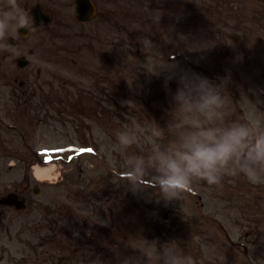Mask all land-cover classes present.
<instances>
[{"label":"rangeland","instance_id":"374dc122","mask_svg":"<svg viewBox=\"0 0 264 264\" xmlns=\"http://www.w3.org/2000/svg\"><path fill=\"white\" fill-rule=\"evenodd\" d=\"M95 1L100 17L86 25L77 26L73 7L58 10V22L40 38L37 54L29 57L27 73L37 93L29 113L32 118L38 111L50 117L40 115L45 119L40 126L32 122L26 128L25 150L36 154L28 156L25 169L16 166L0 174V196L23 180L28 196L27 211L0 210L3 263H66L65 255L53 262L49 252L44 254L55 228L51 220L57 218L65 226L66 216L60 213L70 205L77 214L66 225L77 240L92 232L82 221L113 228L115 217L102 207L107 191L115 196L116 184L121 236L111 233L109 248L113 253L114 244H120V251L99 259L82 246L74 250L73 263L120 264L132 257L135 264H148L137 251L147 238L167 243L182 264H264V167L257 166L253 177L243 173L247 149L222 169L218 185L192 177L190 192L169 199L157 180L164 173L158 157L175 150L189 130L245 125L250 128L248 145L264 135V0ZM181 70L206 78L222 103L197 109L207 89L194 88L190 78L188 87L181 85ZM170 74L174 78L166 88ZM24 79L11 80L10 87L18 88ZM87 91L107 107L115 108V102L130 107L135 116L124 115L114 136L98 120L74 110L73 117L60 114L64 105L50 102L54 95L71 93L77 110L86 105L88 98L81 95L86 97ZM121 135L130 142L122 143ZM86 142L96 157L85 156L64 169H42L37 177L44 182L36 181L38 167L50 161L40 160L39 149L71 144L83 148ZM137 168L144 171L138 183L128 179ZM100 176L103 183H92ZM35 185L43 188L39 196L33 195ZM47 235V248L39 246ZM150 264H164L158 248Z\"/></svg>","mask_w":264,"mask_h":264},{"label":"clouds","instance_id":"9594fccd","mask_svg":"<svg viewBox=\"0 0 264 264\" xmlns=\"http://www.w3.org/2000/svg\"><path fill=\"white\" fill-rule=\"evenodd\" d=\"M21 30L33 31L29 11L23 6L22 0H5V3L0 5V41L7 38L8 42L0 44V49L14 52L15 46L9 42L10 37L19 35ZM173 71L170 69V73ZM181 72L179 83L184 87H188L187 82L190 78L194 88L207 89L195 105L197 109L204 111L222 103L220 96L211 91V85L206 78L190 73V70ZM172 78L174 76L171 74L166 77V88ZM177 91L178 94H183L184 89L178 88ZM249 135L250 128L245 125L232 126L227 130L209 127L187 131L175 150L158 157L164 169V173L157 177L158 186L169 199H172L180 192H190L192 177L204 180L209 185H218L222 169L237 157L242 149H247V163L242 171L248 177L255 176L257 166L264 167V135L255 138L253 143L248 145L246 141ZM120 140L125 144L130 142L126 135H121ZM143 176V169L137 168L129 173L128 179L138 183ZM156 248L155 240L145 238L137 251L142 257H147L150 264L151 255ZM159 250L164 254V264H182L181 257L173 252L167 243L159 244ZM120 264H135V261L132 257H125Z\"/></svg>","mask_w":264,"mask_h":264},{"label":"flooded vegetation","instance_id":"af4514ba","mask_svg":"<svg viewBox=\"0 0 264 264\" xmlns=\"http://www.w3.org/2000/svg\"><path fill=\"white\" fill-rule=\"evenodd\" d=\"M23 6L27 9L32 17L33 31L21 30L19 35L10 37V43L15 46V51L0 49V81H2V89L0 88V128H8L6 118L11 113L9 110V96L6 95L5 85H8V81L11 78H17L19 75V62L26 58L28 55H35V47L31 44V40L36 39V36L42 38L48 31L50 24L43 25L44 18L41 17L39 8H43L46 12H50L55 18L56 0H22ZM5 0H0V5H3ZM41 11V10H40ZM7 38L4 41H0V44L7 43ZM15 67V70H13ZM20 73H22L20 71ZM6 81V82H5ZM15 96H18L14 93ZM25 95V93H24ZM2 149L4 147L2 146ZM1 156V155H0Z\"/></svg>","mask_w":264,"mask_h":264},{"label":"water","instance_id":"95a60500","mask_svg":"<svg viewBox=\"0 0 264 264\" xmlns=\"http://www.w3.org/2000/svg\"><path fill=\"white\" fill-rule=\"evenodd\" d=\"M95 17V6L91 0H80L79 19L82 21L91 20ZM8 204H14L15 198H9L5 201Z\"/></svg>","mask_w":264,"mask_h":264},{"label":"bare ground","instance_id":"6f19581e","mask_svg":"<svg viewBox=\"0 0 264 264\" xmlns=\"http://www.w3.org/2000/svg\"><path fill=\"white\" fill-rule=\"evenodd\" d=\"M43 173V172H42ZM37 175L38 176H41V171L40 170H37Z\"/></svg>","mask_w":264,"mask_h":264},{"label":"snow or ice","instance_id":"6c2138e0","mask_svg":"<svg viewBox=\"0 0 264 264\" xmlns=\"http://www.w3.org/2000/svg\"><path fill=\"white\" fill-rule=\"evenodd\" d=\"M87 151H91L90 149H87Z\"/></svg>","mask_w":264,"mask_h":264}]
</instances>
